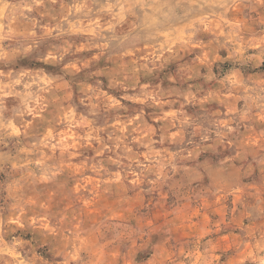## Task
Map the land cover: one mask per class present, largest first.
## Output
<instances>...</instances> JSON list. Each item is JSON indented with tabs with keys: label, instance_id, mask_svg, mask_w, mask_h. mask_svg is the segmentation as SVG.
Returning <instances> with one entry per match:
<instances>
[{
	"label": "rangeland",
	"instance_id": "1",
	"mask_svg": "<svg viewBox=\"0 0 264 264\" xmlns=\"http://www.w3.org/2000/svg\"><path fill=\"white\" fill-rule=\"evenodd\" d=\"M0 264H264V0H0Z\"/></svg>",
	"mask_w": 264,
	"mask_h": 264
}]
</instances>
